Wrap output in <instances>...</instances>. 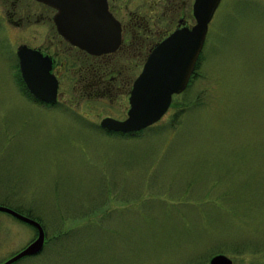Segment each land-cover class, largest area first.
<instances>
[{
  "label": "rangeland",
  "instance_id": "rangeland-1",
  "mask_svg": "<svg viewBox=\"0 0 264 264\" xmlns=\"http://www.w3.org/2000/svg\"><path fill=\"white\" fill-rule=\"evenodd\" d=\"M51 15L0 0V205L45 233L39 253L12 264H210L218 253L264 264V0H222L187 88L132 133L100 126L127 116L129 85L84 92L80 75L99 69ZM20 44L56 54L52 107L24 93ZM144 57L122 54L127 82ZM36 236L0 211V263Z\"/></svg>",
  "mask_w": 264,
  "mask_h": 264
},
{
  "label": "water",
  "instance_id": "water-1",
  "mask_svg": "<svg viewBox=\"0 0 264 264\" xmlns=\"http://www.w3.org/2000/svg\"><path fill=\"white\" fill-rule=\"evenodd\" d=\"M56 9L53 21L58 33L71 45L92 55L114 51L120 43V26L108 11L106 0H38ZM221 0H194L195 23L177 28L162 39L147 55L129 92V108L124 119L105 116L100 126L123 133L136 132L158 121L169 108L172 95L181 93L190 80L204 45L209 22ZM21 78L34 98L45 103L57 99L58 79L52 59L39 49L20 44L16 48ZM0 211L31 224L37 236L27 246L0 264H12L37 254L44 245L45 233L39 222L0 205ZM210 264H233L226 254L213 255Z\"/></svg>",
  "mask_w": 264,
  "mask_h": 264
},
{
  "label": "flooded vegetation",
  "instance_id": "flooded-vegetation-1",
  "mask_svg": "<svg viewBox=\"0 0 264 264\" xmlns=\"http://www.w3.org/2000/svg\"><path fill=\"white\" fill-rule=\"evenodd\" d=\"M4 1L6 2V4L16 5L21 0H4ZM37 2L41 3L46 8L52 10L51 20L54 23L53 15L56 12V9L44 2L41 1H37ZM106 2H107L108 11L119 23L121 39L118 47L111 52L103 53L100 55H92L82 50L87 55H89L90 58H92V60L95 61L99 59V62H104L103 65L102 64L100 65L109 67L107 70L104 71H101L97 67L99 71L96 73L91 71L92 72L91 75L93 74V77L90 80L84 79L85 76H83V74L80 75L81 79L78 80L80 81V83L79 82L78 83L83 88L81 89L84 92H88L89 88H91L94 92H96L97 89L96 86L97 87L99 86L100 88L101 86H103L104 88L102 89L108 90L109 92H115L114 90L118 86L129 85V87L131 88L135 78L132 80V82H127V80L124 79V70L126 69H124L123 67L124 61H122V54L134 55V56L140 55V57L141 55H144L146 57L151 52V50L172 31L181 27H191L195 23V17L193 15L194 0H106ZM221 2L222 0L220 1V3ZM56 32L59 36H61L58 33L57 29ZM72 47L75 46L72 45ZM36 48L39 49L44 55L46 54L49 55L52 59L51 71L55 74V76L58 79V95H57V100L53 103H44L38 101L32 96L28 98L34 101L35 103L42 104L47 107H52L54 104L58 102L59 98H63V95H59V77L56 71L57 68V59L55 56L56 54L55 55L50 54L47 51H45L42 47H36ZM112 57H114L117 60L120 59V63L117 64L116 61L109 65L107 61L109 60V58L111 59ZM134 59L139 61L140 58L135 57ZM132 60L133 58H131L130 63H127V66L130 65V69L133 68V65L138 64L137 62L133 63ZM61 65L62 67H64V63ZM90 67L92 68L96 66L90 65ZM100 68L102 67L100 66ZM82 69L87 70L86 67H83ZM109 71L115 73L116 75H114L110 79H107L106 77ZM130 88L127 90L126 93L127 99L129 97Z\"/></svg>",
  "mask_w": 264,
  "mask_h": 264
},
{
  "label": "trees",
  "instance_id": "trees-1",
  "mask_svg": "<svg viewBox=\"0 0 264 264\" xmlns=\"http://www.w3.org/2000/svg\"><path fill=\"white\" fill-rule=\"evenodd\" d=\"M199 58H200V56H199ZM199 58H198V60H199ZM110 59V58H109ZM111 59H113L114 61L112 62L111 60H108L107 61V63L110 65L111 63H114V62H116L117 61V59H115L114 57H112ZM95 62V65L94 66H96V67H98L101 71H104V70H107L109 67H105V66H102L103 64H104V62H99V59H97V60H95L94 61ZM198 62L199 61H197L196 62V65H195V69H196V67H197V65H198ZM100 64H102V65H100ZM100 66L102 67V68H100ZM110 70V69H109ZM109 73V72H108ZM19 82H20V84L22 85V87H23V90H24V93L26 94V96H31V94L29 93V91L27 90V88L25 87V84H24V82H23V80L21 79V77L19 76ZM189 85V84H188Z\"/></svg>",
  "mask_w": 264,
  "mask_h": 264
}]
</instances>
